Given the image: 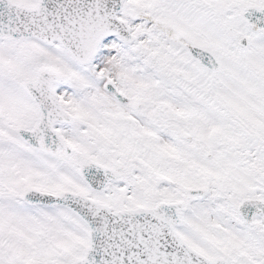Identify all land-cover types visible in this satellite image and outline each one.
I'll return each instance as SVG.
<instances>
[{
	"label": "snow or ice",
	"instance_id": "snow-or-ice-1",
	"mask_svg": "<svg viewBox=\"0 0 264 264\" xmlns=\"http://www.w3.org/2000/svg\"><path fill=\"white\" fill-rule=\"evenodd\" d=\"M0 264H264V0H0Z\"/></svg>",
	"mask_w": 264,
	"mask_h": 264
}]
</instances>
